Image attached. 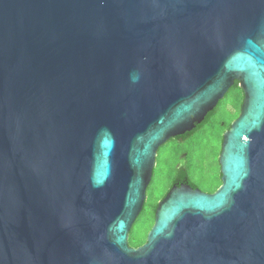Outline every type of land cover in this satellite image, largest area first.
Returning a JSON list of instances; mask_svg holds the SVG:
<instances>
[{
    "label": "water",
    "instance_id": "95a60500",
    "mask_svg": "<svg viewBox=\"0 0 264 264\" xmlns=\"http://www.w3.org/2000/svg\"><path fill=\"white\" fill-rule=\"evenodd\" d=\"M235 82L221 185L129 246L158 147ZM0 264H264V0H0Z\"/></svg>",
    "mask_w": 264,
    "mask_h": 264
},
{
    "label": "rangeland",
    "instance_id": "374dc122",
    "mask_svg": "<svg viewBox=\"0 0 264 264\" xmlns=\"http://www.w3.org/2000/svg\"><path fill=\"white\" fill-rule=\"evenodd\" d=\"M242 99L239 88L230 89L215 114L186 143L176 145V143L170 142L162 147L158 160L160 166L155 169L152 183L147 189L149 196L154 198L153 200L161 197L169 185L176 161V155L172 153L173 151H188L190 155L188 161L190 176L201 187L208 189L219 184L217 161L221 147L223 124L229 122L232 116L239 113ZM226 103L230 105L231 113L223 111V106ZM169 152L172 153L169 157L170 160L164 158L166 153ZM151 214V211L147 208L139 215L129 233V240L141 242L145 239L146 231L152 221Z\"/></svg>",
    "mask_w": 264,
    "mask_h": 264
},
{
    "label": "flooded vegetation",
    "instance_id": "af4514ba",
    "mask_svg": "<svg viewBox=\"0 0 264 264\" xmlns=\"http://www.w3.org/2000/svg\"><path fill=\"white\" fill-rule=\"evenodd\" d=\"M232 88H235V89L236 88L237 89L239 88L240 89V87L238 85V82H235L228 89V91L230 89H232ZM228 91L225 93L224 97L218 102L217 106L211 112H209L207 114V116L205 117V119L203 120L202 123L198 124L191 131H188V132H185L184 134L177 135L175 137L170 138L168 141H166L164 144H162L161 146L158 147V149L156 151V156H155V164H154V167H153V170H152V177H151L150 183L148 184V186L146 188V198H145V201H144V204H143V208H142V210H141V212L139 214V215H141L148 208L149 211H151V213H152L151 214L152 221H151V224H150L148 230L146 231L145 239L141 243H139L137 245H131L129 243V236H128L129 246L138 247L139 245H142L143 243H145L146 237H147V233L150 230V228L152 227L153 222H154V214H155V210H156L157 204H158V202L160 200H162L165 197V195L167 194V192L173 186H178L179 187V186L187 185V186H190L193 189L198 188V189H200L203 192L212 193V192H214L221 185V172H220L219 159L217 161L218 162V166H219V170H218L219 184L216 185V186H214V187H211V188H208V189H204L203 187H201V185L199 183H197L196 181H194L191 178V176H190V171H189V166H188V161H189L190 155H189L188 151L187 150H184V151L183 150H179V151H173L172 152V153H175V155H176V161H175L174 166H173V175L170 178L169 185L165 189V192L161 195V197H159L156 200H153L154 198L151 197V196H149V194L147 192L148 191L147 189H148L149 185L152 183L153 176H154V173H155V169L156 168H159V166H160L159 163H158V160H159V157H160V154H161L162 147L164 145H166L167 143H170V142L176 143V145H181V144L186 143L215 114V112L217 111L220 103L226 97V94L228 93ZM240 91L242 93V90L241 89H240ZM242 98H243V93H242ZM240 103H242V102H240ZM240 106H241V104H240ZM230 108H231L230 105L228 103H226L223 106V111L228 112V113H231L230 112ZM238 114L239 113H237L234 117L230 118L229 119V122L223 124V130L221 132V134H222L221 135V144H222L224 132L230 127V124H231L232 120L235 119L238 116ZM220 150H221V147H220ZM172 153H170V152L169 153H166V155L164 156V158L170 160L169 157H171V154ZM219 153H220V151H219ZM218 158H219V154H218ZM139 215H138V217H139ZM137 218H136V220H137ZM134 223H133V225H134ZM133 225H132V227H133ZM132 227H131V229H132ZM131 229H130V232H131Z\"/></svg>",
    "mask_w": 264,
    "mask_h": 264
},
{
    "label": "trees",
    "instance_id": "16d2710c",
    "mask_svg": "<svg viewBox=\"0 0 264 264\" xmlns=\"http://www.w3.org/2000/svg\"><path fill=\"white\" fill-rule=\"evenodd\" d=\"M235 116V115H234ZM234 116H232V117H234ZM231 117V118H232ZM142 242V241H141ZM141 242H134L133 240H129V243L131 244V245H137V244H139V243H141Z\"/></svg>",
    "mask_w": 264,
    "mask_h": 264
}]
</instances>
